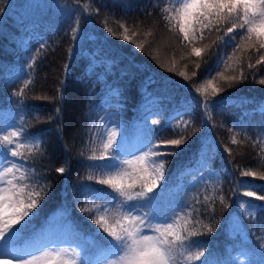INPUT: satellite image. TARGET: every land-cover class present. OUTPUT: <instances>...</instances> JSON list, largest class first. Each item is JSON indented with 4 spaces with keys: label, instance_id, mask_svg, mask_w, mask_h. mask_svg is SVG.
Returning a JSON list of instances; mask_svg holds the SVG:
<instances>
[{
    "label": "trees",
    "instance_id": "obj_1",
    "mask_svg": "<svg viewBox=\"0 0 264 264\" xmlns=\"http://www.w3.org/2000/svg\"><path fill=\"white\" fill-rule=\"evenodd\" d=\"M174 3L0 0V8L5 9L0 13V128L15 122L29 132L39 131L44 141L43 155L35 153L26 165L29 172L34 167L39 178L35 190L43 187L47 192L33 227L40 238L47 239L49 219L63 213L71 238L83 245L91 259L103 257L106 246L95 225L78 209L104 201L89 198L85 205L83 197L80 203L76 199L83 184L106 188L86 179L95 175L86 158L93 148L99 154L107 114L112 113L122 124L130 142L147 116L148 127L158 132L160 140L191 136L175 156L167 157L164 177L168 186L162 203L172 208L190 205L184 219L191 222L196 217L199 223L194 231L215 229L201 238L208 249L206 264H264V247L260 246L264 213L258 212L256 220L244 219L238 198L232 194L238 169L264 174V85L259 83L264 79V64H256L259 54L254 49H234L226 43L232 34L224 35L223 28L220 32L204 30L201 39L197 27V38L191 43L183 41L178 25L161 18L160 9ZM76 20L81 34L73 41L69 29ZM125 35L129 41L123 39ZM193 48L201 49V54L196 56ZM65 73L67 83L62 84ZM230 76L236 79H225ZM29 78L31 82L24 87ZM209 80L223 91L215 96L211 88L207 93L196 92ZM21 88L24 97L14 96ZM58 89H63L62 103L57 99ZM199 98L220 104L202 112ZM152 119L160 120L161 125H151ZM202 143L214 149L210 162L217 177L192 187L186 172L198 166ZM225 148L231 150L230 155ZM61 166L68 169L64 175L56 172ZM258 176L245 179L264 184ZM209 204L212 210L207 215H197L196 210ZM63 235L61 232L57 239Z\"/></svg>",
    "mask_w": 264,
    "mask_h": 264
},
{
    "label": "snow or ice",
    "instance_id": "obj_2",
    "mask_svg": "<svg viewBox=\"0 0 264 264\" xmlns=\"http://www.w3.org/2000/svg\"><path fill=\"white\" fill-rule=\"evenodd\" d=\"M4 11V8H0V13ZM160 11L163 20L178 25L183 41L191 43L196 39L197 27L201 39L204 30L215 29L220 32L223 28L224 35L232 34L226 43L234 49H254L259 54L256 64H264V0H175L173 7L165 6ZM96 14H99V9ZM105 30L111 33V29ZM69 34L73 41L79 39V20L73 22ZM123 39L130 40L127 35ZM220 39L225 42L224 36ZM237 39L239 43H233ZM135 47L139 49L141 45L136 44ZM192 51L196 56L201 54L199 48H193ZM32 61H35V56ZM248 67L251 69L253 65L249 64ZM29 68H32V63ZM180 75L184 76V73ZM225 79L235 80L236 77ZM242 79L246 80L247 77ZM30 82L29 78L24 87ZM61 83H67V73ZM259 83L264 85V79H260ZM208 88L212 89L213 96L223 91L209 80L207 86L197 88L196 92L207 93ZM13 95L23 98V88L13 92ZM57 99L63 102V89H58ZM198 103L202 112L220 104L218 100L206 98H199ZM55 111L59 115L60 106ZM185 123L187 125L188 122ZM148 124L146 116L143 138L130 143L123 127L110 121L100 138L99 154L93 148L92 155L86 158L90 162L87 167L95 173L86 179L106 186L105 189H99L93 187L92 183H86L76 195L77 203L83 197L85 205L89 198L104 201L102 205L78 209L95 225V232L106 246L103 259L96 260L91 259L86 250L70 251L51 240L44 242L37 235L33 224L47 192L43 187L41 191L35 190L34 184L39 178L35 175L34 167L29 172L26 165L35 153L43 155L42 135L39 131L29 132L24 125L0 128V258H9L17 264H189L191 261L206 264L208 249L201 238L213 234L215 229L206 227V231H194L199 223L196 217L191 222L184 219V216L189 215L186 210L190 205L172 208L162 203V194L168 186L164 177L167 157L175 156L191 140V136L160 140L158 132L148 127ZM150 124L159 126L161 121L152 119ZM232 143H236L235 138ZM225 152L231 154L228 148H225ZM197 155L202 169L209 170L211 179L213 169L210 161L214 159L211 149L202 143ZM67 171L64 166L56 168V172L61 175ZM238 171L239 178L236 179L232 194L238 198L237 206L244 214L243 218L256 220L258 212L264 213V184L258 185L245 179L256 178V172L243 168ZM258 178L264 181V174H259ZM210 210L209 204L196 211L197 215H207ZM261 231L260 246L264 247V223ZM193 248L197 249L195 253Z\"/></svg>",
    "mask_w": 264,
    "mask_h": 264
},
{
    "label": "rangeland",
    "instance_id": "obj_3",
    "mask_svg": "<svg viewBox=\"0 0 264 264\" xmlns=\"http://www.w3.org/2000/svg\"><path fill=\"white\" fill-rule=\"evenodd\" d=\"M110 121H115L119 123L114 115L112 113H109L105 116V122H104V131L105 132L106 127L109 125ZM121 126L122 124L119 123ZM9 125H18L15 122H8L4 127L9 126ZM145 133V128L144 124L140 123L136 127V131L134 134V137L132 138L131 142L128 140L130 143H136L139 140H141L144 136ZM31 141H28V144L30 145ZM211 149V155L213 153V148ZM154 159H159V158H154ZM211 163V162H210ZM203 172V178H201ZM187 175H190L191 177V186L194 187L197 184H206L211 180H214L217 177V174L212 171V178L209 179V170L207 168L202 169L201 162H199L198 166L195 168H192L186 172ZM246 199V198H244ZM236 216L234 217V221L236 220ZM241 225L239 223L236 224V228H240ZM65 230V233L61 239H57V236L59 235V232L61 230ZM44 242H47L51 240L54 243L60 244L61 247H66L69 248V250H76V251H81L83 250V245L79 243L77 240L71 238V229H70V224L69 222H66L65 220V215L63 213L56 214L50 218V224L48 226V237L47 239L41 238ZM38 254V253H37ZM241 256H244V253L241 254ZM100 259H103L101 257ZM0 264H17V262L10 260L9 258H0Z\"/></svg>",
    "mask_w": 264,
    "mask_h": 264
}]
</instances>
